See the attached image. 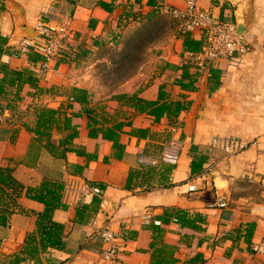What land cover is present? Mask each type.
Returning <instances> with one entry per match:
<instances>
[{"label":"crops","instance_id":"1","mask_svg":"<svg viewBox=\"0 0 264 264\" xmlns=\"http://www.w3.org/2000/svg\"><path fill=\"white\" fill-rule=\"evenodd\" d=\"M147 2L0 0V37L5 39L0 45V80L4 77L2 66L11 71L36 72L40 63L31 64L26 54L19 53V40L13 37L19 25L14 5L21 9L22 24L33 30L40 22H65L72 35V51L93 56L94 66L104 63L108 72L124 59L121 57H127L118 53L128 48L131 33L134 37L146 27L161 26L172 18L164 13V7L181 9L185 4V0H154V5ZM198 8L235 24L232 0H199ZM177 34L170 32L175 40L172 52L168 46L167 54L140 63L130 77L116 78L119 86L104 98L98 95V77L78 76L77 61L65 64L56 60L43 77L36 73L40 92L29 85L5 87L0 94V166L11 168L24 188H37L44 182L64 184L61 202L65 208L55 209L52 220L63 225L65 245L63 250L40 254L36 261L21 253L25 237L35 231V215L44 211L43 204L23 193L18 204L24 213H13L6 225L0 226V264H105L104 246L98 237L103 228L119 237V264H150L149 224L162 226L164 213L178 210L195 218L198 229L181 228L174 219L164 226L165 242L178 247L176 264H186L197 254L203 258L200 264H264L252 251L253 244L264 237V0H253L252 26L242 36L248 51L201 69L197 90L188 94L189 108L180 113L174 125L165 118L153 124L112 99L140 91L141 98L153 101L160 87L172 99L183 94L178 80L185 63ZM104 53L112 57L111 61L103 58ZM72 87L87 90L93 104L104 99L107 115L117 111L125 115L121 120L129 124L120 136L124 146L121 158L114 157L111 142L88 137L85 116L71 120L79 131L74 147L82 146L92 156L89 160L74 153L54 157L47 141L38 140L29 131L34 128L35 109L39 107L61 108L68 116L82 114L76 103L66 110ZM134 130L147 132L138 137ZM62 136L53 130L52 141L56 143ZM228 142L245 147L229 156L222 148ZM166 150L176 154L175 163L164 160ZM199 162L202 165L194 167L199 172L192 175L191 164ZM69 165L82 169L70 172ZM208 167L212 173L206 179L203 174ZM139 168L146 170L137 181L144 186L128 190V176ZM83 186L99 188L101 203L86 224H77L75 210L83 204ZM189 186L195 191H189ZM219 198L226 201V208L215 207ZM181 235H186V240L179 242Z\"/></svg>","mask_w":264,"mask_h":264},{"label":"trees","instance_id":"2","mask_svg":"<svg viewBox=\"0 0 264 264\" xmlns=\"http://www.w3.org/2000/svg\"><path fill=\"white\" fill-rule=\"evenodd\" d=\"M142 1L143 0H132L135 4H140ZM147 3L148 5H154V0H148ZM148 19H150L149 15H147V20ZM176 23L179 26L177 36L180 37L183 53L201 51L205 46L202 30H195L198 34H193L194 32L183 33L180 29V23L178 20H176ZM159 28V26L153 28V31H148L145 36L147 37L152 34L155 40L156 37H154V35L156 36ZM145 36L143 35L142 37ZM4 43L5 39L0 37V45ZM141 50V46H137L135 50L136 52L133 51L132 55L136 54L137 56ZM26 55L31 64L39 63L42 60V57L37 52H29ZM79 55L85 56V53H74L71 48L70 52L61 54L56 60L58 62L69 64L73 61H77ZM130 57L131 56L128 54V56L122 61L123 63L117 64L118 69L113 72L114 74L116 73L121 80L126 79L133 74L125 73L124 71L121 72L122 74L120 76L117 74L118 70L127 67V63L135 59H133L134 56ZM137 64H140L138 58L136 59L135 64L132 65L131 62V65H135L136 68ZM180 70L181 74L178 80V85L180 90L184 93L179 95L176 99H172L164 88L160 87L157 98L153 101L141 98L139 96L140 91L131 95H116L112 100L117 101L121 107H129L136 113L144 115L146 119H149L153 124L158 123L165 118L169 125H174L180 113L189 108L191 102L187 99L188 94L197 90V84L201 75L200 69L187 64H183L180 67ZM1 71L4 74V77L0 80V94L5 91L6 86L11 87L13 85L18 88H22L23 85H29L34 87L37 92L42 90L38 88L37 84L39 78L37 77L36 72L30 69L11 71L2 66ZM49 91L53 92L52 88L49 89ZM68 102L66 110L72 107L71 103H76L81 107L82 114L79 113L68 116L61 108L53 109L45 106L39 107L35 109L36 122L34 128L29 131L33 133L38 140L47 141V149L54 157L64 158L66 153H74L77 156L85 157L89 160L92 156L88 155L82 146L74 147V141L78 137L79 131L77 130V126L72 124L71 120L72 117L85 116L87 120L86 128L88 130V137H101L103 140L111 142L114 157L121 158L124 146L120 143V136L123 133V128L129 124L126 120H121L124 119L123 117H125V115H121L120 111L115 112L113 116L107 115L105 113L106 104H93L89 92L81 88L72 87L68 90ZM53 130L63 135L56 143L52 141ZM146 132V130H134L132 133L133 135L142 137L145 136ZM196 165L201 166L202 164L200 162L198 164H191L192 175L199 172L198 170H194ZM68 168L70 172H79L82 169V167L78 165H69ZM141 173L144 175L146 170L139 168L130 172L126 184L128 190L144 186L142 183H137L139 178L143 176ZM63 192L64 184L60 181L44 182L37 188H24V186L13 177L11 168L0 166V226H5L8 217L13 213H24L23 209H21L18 204V199L23 193H25L30 199L44 205V211L35 215V231L29 233L25 237L21 253L25 255L26 258L36 261L40 254L45 253L48 250L64 249V227L52 220V212L55 209L65 208L61 202ZM100 203L101 199L95 197L90 204H80L77 206L75 210V223L86 224L87 221L99 211ZM171 219H174L175 225H178L181 228L198 229L196 226L197 220L188 217L184 211L178 210L174 212H165L160 218L162 226H155L152 223L148 226L150 231V241L148 245L150 264L177 263L175 254L178 251V247L175 244H170L164 240V226L168 225ZM180 237L181 239H179V242L186 240V235H181ZM202 262V256L197 254L188 260L186 264H200Z\"/></svg>","mask_w":264,"mask_h":264},{"label":"built area","instance_id":"3","mask_svg":"<svg viewBox=\"0 0 264 264\" xmlns=\"http://www.w3.org/2000/svg\"><path fill=\"white\" fill-rule=\"evenodd\" d=\"M199 0H185L184 7L181 9L164 7L163 11L168 16L180 23V29L183 33L202 30L205 46L198 52H184L183 60L187 65L194 66L198 69H204L208 65L221 59H229L235 55L245 54L249 47L238 36L236 25L221 20L213 15L210 11L198 8ZM36 36L32 39L23 38L17 41L19 53L27 54L37 52L42 57L36 73L43 77L50 69L51 64L63 53L71 51L70 41L72 35L65 22L56 25H50L40 22L35 28ZM245 146L235 142L225 143L222 148L224 152L232 156L241 151ZM164 160L175 163L176 154L170 150L164 152ZM212 167L206 168L203 177L208 179L211 176ZM189 191H195L194 186H189ZM102 191L97 187L83 186L81 196L83 204H90L95 197H101ZM215 207L223 209L227 203L223 198H219ZM98 237L100 238L104 249L102 258L105 264H119L120 245L119 237L108 228H103ZM252 251L261 256L264 260V237L253 244Z\"/></svg>","mask_w":264,"mask_h":264},{"label":"rangeland","instance_id":"4","mask_svg":"<svg viewBox=\"0 0 264 264\" xmlns=\"http://www.w3.org/2000/svg\"><path fill=\"white\" fill-rule=\"evenodd\" d=\"M159 30L157 31L156 36L154 35L155 40L152 36V34L150 36H145L146 33L148 31H153L152 29H148V27L144 28L143 31H139L138 34L136 33L135 36L133 37V33H131L130 35V39L128 40V43L126 42V44L128 45V48L122 52H119V56L122 54L125 55L129 54V56H134L133 59L129 61V63H127V67H124L121 70L117 71V74L120 76L122 73V71H124L125 73H135L138 69V64H137V68L136 66H132L133 64H135L136 59L138 58L139 62L142 64L144 61L145 63L148 62L150 59H154L155 57L157 58L158 56L162 55L164 53L167 54V52L165 49L168 47L172 50L170 52L173 51V48L175 46V40L174 37L172 35H170V32L175 33L178 31L179 26L176 23V20L171 18V19H167L165 22H163L161 24V26H159ZM133 30H131L130 32H132ZM145 37H142V36ZM124 38H126V36H124ZM136 46V47H135ZM137 46H141L142 50L139 51L140 53L134 54L132 55V52L136 50ZM161 47V48H160ZM169 49V50H170ZM130 51V52H129ZM136 52V51H135ZM115 55L117 53L114 52ZM153 54V55H150ZM103 58L104 59H109L111 61V56L107 55V53L103 54ZM169 55V53H168ZM114 56V55H112ZM130 57V58H131ZM93 58V56L87 54L86 56L84 55H79L78 56V63L80 64V67L77 68L78 71V76L83 77V78H87L89 76H96L98 77V82H97V86H98V95L101 96V98H104L106 96H108L109 94H112L113 91H116L117 86H119V84L116 82V78H118V76L116 75V73L114 74V70L116 71L118 68L117 64L118 63H123L122 61L126 58V57H121L124 58L123 60H120L118 63H114L113 67L107 72V68L104 67V63L102 65L98 64L97 66H94V63L91 62V59ZM95 58V57H94ZM117 58V57H115ZM84 62V63H83ZM125 62V61H124ZM132 62V65H131ZM152 62V60H151ZM150 64V63H149ZM116 66V67H115ZM136 69V71H135ZM135 71V72H134ZM132 74V75H133ZM108 75H111L112 78H106ZM101 104L105 103L104 99H100ZM108 104H106L107 107ZM106 109V108H105Z\"/></svg>","mask_w":264,"mask_h":264},{"label":"water","instance_id":"5","mask_svg":"<svg viewBox=\"0 0 264 264\" xmlns=\"http://www.w3.org/2000/svg\"><path fill=\"white\" fill-rule=\"evenodd\" d=\"M235 7V24L238 36H243L252 26L253 22V0H232ZM15 21L19 23L14 39L21 40L23 38L32 39L36 36L35 31L22 24L21 9L14 5Z\"/></svg>","mask_w":264,"mask_h":264}]
</instances>
